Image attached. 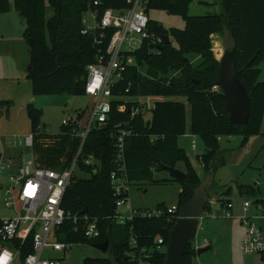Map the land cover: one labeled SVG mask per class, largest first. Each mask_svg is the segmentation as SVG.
I'll list each match as a JSON object with an SVG mask.
<instances>
[{"label":"trees","instance_id":"trees-1","mask_svg":"<svg viewBox=\"0 0 264 264\" xmlns=\"http://www.w3.org/2000/svg\"><path fill=\"white\" fill-rule=\"evenodd\" d=\"M101 1L105 8L117 10L126 7L124 0ZM192 1L144 0L146 14L151 10H162L178 15L184 21V28L166 29L155 21H149L150 33L161 39L166 36L169 43L162 41L155 46L151 41L146 42L133 55L138 66L130 67L123 79L112 87L113 99L105 123L91 128L77 161V171L86 177L73 174L61 200V208L72 217H77L78 221L75 224L72 220L65 221L57 229L58 240L74 245L107 241L119 264H132L126 254L130 251L129 241L133 236L137 246L135 250L151 249L152 263L164 264L169 230L178 211L191 199L193 190L201 181L183 151L176 148V138L186 133V107L181 101L159 100L148 109L151 118L143 121L140 111L132 116L136 103L123 98H186L190 113L189 132L198 137L204 146L203 153L196 159L207 173L212 167L215 172L219 164L222 153L219 138L240 134L244 142L249 135L259 131L264 120V78L260 80L262 71L259 68L264 53V0H217L220 14L193 17L187 14ZM9 10L24 22L22 35L30 64V68H26V78L33 96H84L87 66L96 59L92 40L80 34L86 0H0V13ZM48 13H51L50 16H47ZM223 28L235 40V70L249 98V118L244 125L229 122L223 100L211 91L218 72L211 41L216 34L222 36ZM189 55L199 58L195 66L191 64ZM144 64L147 71L143 76L138 67ZM122 105L125 109L120 111ZM26 112L33 136L30 152L36 165L52 170L68 166L80 142L78 137L71 135V131H79V127L62 125L59 135L50 136L41 131L44 128L40 123L41 111L28 104ZM84 113L83 110L79 112L76 121H80ZM122 130L128 132L124 137L123 162L129 184L153 181L154 168L182 165L185 178L179 181L181 190L173 217H134L124 225L113 221L115 202L119 197L114 196L110 175L116 170V139ZM88 157H92L94 163L86 166L84 161ZM155 183L158 184L157 181ZM216 189L223 191V188ZM228 192L229 189L223 191L225 194ZM248 192L246 187L239 188L240 194ZM250 193L254 194V191ZM259 202L256 200L255 204ZM225 204L221 203V206ZM84 208L87 209L86 216L97 220L99 237L94 241L86 240L82 232L84 224L79 214ZM206 210H209L207 204L204 207ZM156 236L162 239L160 249L153 246ZM29 252V249L23 250L22 255ZM195 254L196 250L188 244L184 264H192ZM261 259L264 260V254H261ZM82 264L110 263L105 256L85 258Z\"/></svg>","mask_w":264,"mask_h":264},{"label":"rangeland","instance_id":"rangeland-1","mask_svg":"<svg viewBox=\"0 0 264 264\" xmlns=\"http://www.w3.org/2000/svg\"><path fill=\"white\" fill-rule=\"evenodd\" d=\"M221 9L217 0H193L187 9L188 16H205L208 14H220ZM48 13L47 16H50ZM150 20L155 21L166 29L182 30L184 21L178 15L167 14L162 10H151L148 13ZM24 22L18 15L9 10L0 13V155L4 164L9 169L2 173V181L13 172L21 163V160L30 158V148L25 147L23 141L31 134L30 121L27 116V105L30 104L36 110L41 111V131L47 135H59L62 131V121H76L78 113L85 112L80 121H85L87 111L91 105L87 95L73 97L67 94L33 96L31 85L26 78V68L29 64L28 48L23 39ZM211 51L215 59H219L223 53L222 36H212ZM191 64L198 63L196 55H189ZM138 66V65H137ZM262 71L260 80L264 78V53L259 64ZM146 65L139 67L141 75H146ZM122 100L132 103H142L143 121L151 118L150 109L156 101H184L186 107V133L176 138V148L182 150L190 161L192 167L199 174L201 180L207 172L201 169L196 156L204 151L203 142L190 134L189 104L186 98L180 96L168 97H128ZM8 105V107H7ZM8 110V111H7ZM138 111V112H139ZM264 120L257 134L249 135L243 142V136L234 134L219 138L221 156L214 172L212 187L208 199L213 200L209 210L203 211L194 239L190 242L195 250L209 247V250L200 255L195 254L192 264H264L260 254L246 255L240 252V244L246 237V227L243 226L238 215V205L243 200H248L254 206L249 215H260L256 212V200L264 203ZM20 142L21 145L18 143ZM195 143V148L192 147ZM176 169L183 172L182 165ZM74 175L86 177L75 169ZM152 180H143L130 183L127 191L128 205L119 208L123 216H128V210L155 211L158 207H176L181 185L176 181H168L169 174L163 169L152 170ZM240 187H246L248 193H239ZM216 188L229 189L228 193L219 192ZM254 191V194L250 193ZM231 202L234 210L233 218H225V211L219 203L225 204L224 200ZM222 201V202H221ZM261 203V202H259ZM252 212V213H251ZM14 214L11 209L4 205V196L0 191V219L10 218ZM256 224L264 231V218H257ZM62 257L60 253L53 251L44 252V257ZM107 256L91 245H73L70 252L64 257L63 264H82L85 258H100Z\"/></svg>","mask_w":264,"mask_h":264},{"label":"built area","instance_id":"built-area-1","mask_svg":"<svg viewBox=\"0 0 264 264\" xmlns=\"http://www.w3.org/2000/svg\"><path fill=\"white\" fill-rule=\"evenodd\" d=\"M126 7L122 9L105 8L101 0H86V10L81 16L80 34L92 40L96 48V59L87 66V76L84 93L89 96L91 105L87 111L85 121L63 120V126H78L79 131L72 129L71 135L80 139L78 149L71 163L65 168L52 170L39 167L30 157L21 160L17 168L9 173L6 182L0 183V191L4 196V205L14 214L10 218L0 219V264H63L64 257L70 252L74 244L58 240L57 229L68 220L75 224L77 217H72L61 208L62 197L70 185L74 171L80 157L81 149L91 128L105 123L110 112L112 87L123 79L130 67H137L134 53L141 50L146 42L151 41L158 46L163 39L150 33L149 17L146 14L144 0H124ZM158 52L157 50H154ZM139 70V67H138ZM128 90L126 89L125 92ZM212 92L219 93L215 85ZM136 103V102H135ZM142 103H136L132 116L143 109ZM125 106L119 107L123 111ZM127 131H120L116 139V170L110 175L114 196L119 197L115 202V212L112 216L114 222L124 225L134 217L159 218L174 216L176 207L157 208L155 211L133 209L128 210V216H123L119 208L128 205L127 191L129 180L127 178L124 162V137ZM32 134L25 137L23 144L31 148ZM19 145L20 142L18 143ZM193 149L195 143L192 142ZM94 160L88 157L84 161L86 166L92 165ZM9 169L0 157V182L2 173ZM213 200H207L208 206L213 205ZM251 203L244 201L241 206V215L238 216L246 227V237L240 244V252L246 255L264 254V231L256 224L257 218H264V210L260 215H249ZM232 204L224 205L225 218H233ZM84 224L83 235L88 241L99 237L97 220L86 214L81 215ZM177 218V217H176ZM162 239L154 237L153 246L160 249ZM136 240L131 236L129 241L130 251L126 254L132 264H153L151 249H136ZM30 252L22 255V251ZM165 249V248H164ZM195 250H197L195 248ZM53 251L62 254V257H53L44 252Z\"/></svg>","mask_w":264,"mask_h":264},{"label":"water","instance_id":"water-1","mask_svg":"<svg viewBox=\"0 0 264 264\" xmlns=\"http://www.w3.org/2000/svg\"><path fill=\"white\" fill-rule=\"evenodd\" d=\"M222 42L223 53L219 59H216L218 61V72L214 85L219 88L217 95L224 102L229 122L244 125L249 118V98L245 86L239 80V73L235 70L234 50L236 43L226 28H223ZM163 43H169L166 36L163 37ZM27 68H30V64ZM162 168L169 174V179L173 181L179 182L185 178V174L175 167L164 166ZM213 179L214 167L210 168L205 178L193 190L191 199L178 211L177 218L169 230V237L164 251V264H184L183 257L187 253V245L195 237L209 193L215 190L212 187ZM116 184L114 182L112 185ZM86 213L87 209L84 208L79 215ZM91 246L102 253H107L110 264H119L113 248L107 241L95 243ZM207 250H209V247L197 249L196 254L200 255Z\"/></svg>","mask_w":264,"mask_h":264},{"label":"crops","instance_id":"crops-1","mask_svg":"<svg viewBox=\"0 0 264 264\" xmlns=\"http://www.w3.org/2000/svg\"><path fill=\"white\" fill-rule=\"evenodd\" d=\"M90 102H91V101H90ZM181 102L185 103L184 101H181ZM220 141H221V140H220ZM220 141H219V142H220ZM19 165H20V164H19ZM19 165H18V166H19ZM200 167H201V169H202V166H201V165H200ZM197 174H198V173H197ZM198 175H199V174H198ZM222 200H224V199H222ZM224 201H225L226 203H227V202L231 203V202L228 201V200H224ZM244 201H248V200L245 199V200H243V202H244ZM259 201H260L261 203H259V204L256 205V208H255L256 212H254V213H257V212L260 213V212H261L260 210H264V203H263V200H259ZM243 202H242V203H243ZM242 203H241L240 205H238V211H240L241 213H242V211H241ZM250 203H251V202H250ZM219 206H220L222 209H224V207L221 206L220 203H219ZM253 208H254V206H253V204L251 203L250 211H251ZM233 210H234V208H233V206H232V210H231V212H232ZM241 213H240V215H241ZM251 213H252V212H251ZM240 215H238V216H240ZM238 216H237V217H238Z\"/></svg>","mask_w":264,"mask_h":264}]
</instances>
